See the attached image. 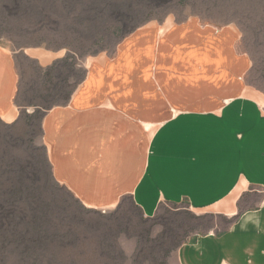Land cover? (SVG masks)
Returning a JSON list of instances; mask_svg holds the SVG:
<instances>
[{"label":"rangeland","instance_id":"rangeland-1","mask_svg":"<svg viewBox=\"0 0 264 264\" xmlns=\"http://www.w3.org/2000/svg\"><path fill=\"white\" fill-rule=\"evenodd\" d=\"M189 22L236 32L234 53L250 65L235 72L227 60L226 85L221 81L228 89L226 102L238 103L234 87L246 86L248 98H260L264 106V0H0V47L17 53L20 76L18 118L13 123L0 118V264H178L179 250L194 237L228 231L238 207L260 209L261 186L239 205L233 196L210 211L184 200L159 205L147 215L134 197L93 209L58 184L51 168L45 115L70 101L91 63L114 60L120 51L128 55L130 38L141 28L166 30ZM135 46H141L136 54H143L145 45ZM38 50L58 59L44 67L24 53ZM153 56H132L131 63L124 57L122 69L150 75ZM232 114L238 119L236 107Z\"/></svg>","mask_w":264,"mask_h":264},{"label":"crops","instance_id":"crops-1","mask_svg":"<svg viewBox=\"0 0 264 264\" xmlns=\"http://www.w3.org/2000/svg\"><path fill=\"white\" fill-rule=\"evenodd\" d=\"M237 39L233 29L197 25L150 52V75L122 67L83 89L57 183L86 207L134 197L147 215L184 200L199 211L233 196L239 205L255 186L264 190V106L246 86L234 87L238 103L226 102L221 86L227 60L235 72L250 65L234 53ZM234 216L228 231L194 237L176 259L264 264V203Z\"/></svg>","mask_w":264,"mask_h":264},{"label":"bare ground","instance_id":"bare-ground-1","mask_svg":"<svg viewBox=\"0 0 264 264\" xmlns=\"http://www.w3.org/2000/svg\"><path fill=\"white\" fill-rule=\"evenodd\" d=\"M195 26H197L195 22H189L187 24H180L175 27L171 26L166 30L159 29L157 28V26L144 27L141 28L140 31L135 33L133 38L131 36L130 40L133 39V41L131 40L130 43L134 46L135 44L149 46H147L148 48H145V46L143 47V54H139V56L142 57L144 54L151 52L152 50L158 48L159 46L165 44L166 42L174 39L175 37L181 35L182 33ZM125 41L127 42L126 39ZM125 44L126 43H124L123 46ZM131 44H129V47L128 44H126L123 48L124 51H129L128 48L131 49L130 52H127L128 55L126 54V52L120 51L118 55L116 54L117 58L114 60H94V63H91L90 68L87 69L88 73L85 80L79 86V88L75 90L76 92L74 93L70 101L64 106L62 105L49 110L45 115L43 122V138L45 146L48 150L50 165L54 170V175L57 181L59 178L82 90L124 67L123 65H125L126 63L124 59L127 60V57H129L130 55L129 53H131L133 57L138 56L136 53L139 52L138 50L141 49V46H135L134 48V46ZM137 48L139 49L137 50ZM144 48L148 49V51H145ZM135 50L137 51L135 53H132ZM24 53L27 57L36 60L40 65L44 67L48 66L55 59H58V56L56 54L44 50H38L34 53ZM16 55L17 53H12L6 48L0 47V118L3 119L6 123H13L14 121H16L19 115V111L16 107L15 101L20 83ZM132 56L131 59L133 60L134 58ZM136 58L134 60H136ZM131 59H128L127 62L131 63ZM120 61H122V64H119ZM178 264L192 263H188L178 259Z\"/></svg>","mask_w":264,"mask_h":264}]
</instances>
